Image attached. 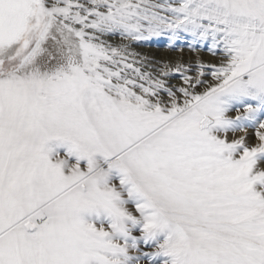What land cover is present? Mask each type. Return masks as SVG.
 <instances>
[{
    "label": "snow or ice",
    "instance_id": "obj_1",
    "mask_svg": "<svg viewBox=\"0 0 264 264\" xmlns=\"http://www.w3.org/2000/svg\"><path fill=\"white\" fill-rule=\"evenodd\" d=\"M0 264H264V0H0Z\"/></svg>",
    "mask_w": 264,
    "mask_h": 264
},
{
    "label": "bare ground",
    "instance_id": "obj_2",
    "mask_svg": "<svg viewBox=\"0 0 264 264\" xmlns=\"http://www.w3.org/2000/svg\"><path fill=\"white\" fill-rule=\"evenodd\" d=\"M118 42V39L115 41ZM168 41L166 37L159 39H153L147 43L134 46V50L143 55L148 56L152 61H180L189 66V75L195 76L198 72L197 63L202 62L205 64V71H208L209 65H218L221 61V56H213L207 50H201L199 53H193L187 47V42L181 40L178 42V46L183 47V52L173 51L166 47ZM211 79V77H208ZM173 83H180L179 78L174 79Z\"/></svg>",
    "mask_w": 264,
    "mask_h": 264
}]
</instances>
